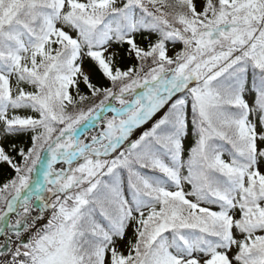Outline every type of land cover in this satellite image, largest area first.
Here are the masks:
<instances>
[{
	"label": "snow or ice",
	"instance_id": "snow-or-ice-1",
	"mask_svg": "<svg viewBox=\"0 0 264 264\" xmlns=\"http://www.w3.org/2000/svg\"><path fill=\"white\" fill-rule=\"evenodd\" d=\"M0 264H264V0H0Z\"/></svg>",
	"mask_w": 264,
	"mask_h": 264
}]
</instances>
